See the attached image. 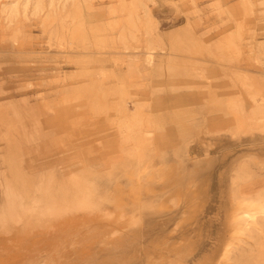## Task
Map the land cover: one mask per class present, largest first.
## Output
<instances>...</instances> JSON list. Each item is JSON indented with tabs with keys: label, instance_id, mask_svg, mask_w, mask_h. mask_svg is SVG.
<instances>
[{
	"label": "rangeland",
	"instance_id": "rangeland-1",
	"mask_svg": "<svg viewBox=\"0 0 264 264\" xmlns=\"http://www.w3.org/2000/svg\"><path fill=\"white\" fill-rule=\"evenodd\" d=\"M20 5L0 0V260L21 247L45 263L35 235L48 215L25 204L49 161L105 168L78 174L95 201L107 185L145 204L85 224L56 264H264V223L239 236L232 222L264 195V0H29L3 13Z\"/></svg>",
	"mask_w": 264,
	"mask_h": 264
},
{
	"label": "bare ground",
	"instance_id": "bare-ground-1",
	"mask_svg": "<svg viewBox=\"0 0 264 264\" xmlns=\"http://www.w3.org/2000/svg\"><path fill=\"white\" fill-rule=\"evenodd\" d=\"M18 3L21 4V7L13 6L3 10L7 18L13 15L15 16L20 10L23 12L27 11L29 0H18ZM146 15L149 19L147 24H149L151 16L148 12ZM147 54L146 62L150 65L153 62V54L151 52H147ZM258 123H264V118L260 119ZM145 136L149 138L150 134L147 133ZM50 163L52 162L41 161L34 167L38 173L48 168L52 169L51 173L55 172V174L48 176V180L42 181L46 185H41L39 188H35L36 186H34V189L29 186L26 198L30 199V204H25L26 208L30 207L33 211L44 209L43 212L48 215L45 224L43 227L41 226L42 229L35 235L37 242L43 244L41 247L42 254L45 253V263H41L37 253H30L22 257L20 247L16 248L18 252H12L11 254L12 260H9L10 262L14 261L12 264H56L62 258H67L69 253L77 247L80 241H86L90 236L87 235L89 231L95 230L94 225L87 226L86 230L80 229L86 226L85 224L98 220L101 221L103 226L109 225L112 215L115 212L122 213L126 212V210L134 212L145 205L142 202V197L131 205H123L118 195L112 193L111 188L107 185L101 186L96 192L95 197H98L99 201H95V198L93 200L91 190L88 187L89 181L85 180L83 182L78 179V176L80 172L82 174L102 172L105 169L103 167L92 168L84 166L74 168V166L54 165ZM4 178H0L1 193L7 189ZM41 188L48 196L40 194L42 192ZM149 197L151 196H144L145 199ZM237 204L238 207L232 222L237 228L236 232L239 236L247 235L253 226L260 222L264 223V195L254 199L243 198ZM92 211H96L97 213L92 214ZM110 233L112 236L117 231H111ZM83 234L85 235V239H83ZM27 235L29 236L30 234ZM16 238L17 236H9L1 240L9 242L10 247V241H14ZM229 252L227 251L224 256ZM0 255H3V251H0ZM0 264H5V261L0 260Z\"/></svg>",
	"mask_w": 264,
	"mask_h": 264
},
{
	"label": "crops",
	"instance_id": "crops-1",
	"mask_svg": "<svg viewBox=\"0 0 264 264\" xmlns=\"http://www.w3.org/2000/svg\"><path fill=\"white\" fill-rule=\"evenodd\" d=\"M258 33L262 35V39L259 40L258 42H264V32L260 33V31H258ZM261 69L264 72V60H263V63L261 64Z\"/></svg>",
	"mask_w": 264,
	"mask_h": 264
}]
</instances>
